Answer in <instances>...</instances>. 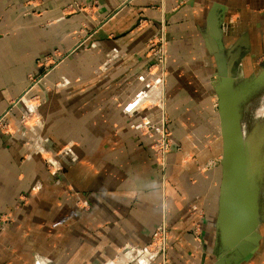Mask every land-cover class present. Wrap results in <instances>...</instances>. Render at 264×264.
<instances>
[{
  "label": "crops",
  "instance_id": "1",
  "mask_svg": "<svg viewBox=\"0 0 264 264\" xmlns=\"http://www.w3.org/2000/svg\"><path fill=\"white\" fill-rule=\"evenodd\" d=\"M212 9L226 54L264 60V0H0V117L10 110L15 131L0 134V216L11 218L0 221V264H101L144 247L163 222L171 264H224L206 242L221 182L204 40ZM160 34L174 144L165 173L140 132L155 125L142 99L158 76L148 46ZM27 113L37 125H20Z\"/></svg>",
  "mask_w": 264,
  "mask_h": 264
},
{
  "label": "water",
  "instance_id": "2",
  "mask_svg": "<svg viewBox=\"0 0 264 264\" xmlns=\"http://www.w3.org/2000/svg\"><path fill=\"white\" fill-rule=\"evenodd\" d=\"M204 40L206 49L214 60L213 88L217 98L216 107L221 139V182L218 208L215 218V243L220 260L234 264L248 263L259 248V185L264 171V158L260 155L259 137L244 138L241 130L240 106L256 89L264 87V67L246 83L236 86L234 67L239 51L226 54L222 32L217 24L215 11L207 16ZM254 142L251 147L249 140ZM262 164L253 171V160Z\"/></svg>",
  "mask_w": 264,
  "mask_h": 264
},
{
  "label": "rangeland",
  "instance_id": "3",
  "mask_svg": "<svg viewBox=\"0 0 264 264\" xmlns=\"http://www.w3.org/2000/svg\"><path fill=\"white\" fill-rule=\"evenodd\" d=\"M148 49H149L148 53L151 54L152 58L154 59V63L151 66V71H149V73L158 75L159 73H162V69L164 66V69H163L164 81L162 82L163 85L161 86V88L157 89L156 91H151L150 93L144 95V98L142 99V103L147 102L145 105V110H148V111L155 110L156 113H154L153 116H151V118L155 120V125L149 126L145 124L140 128V132H142L144 135L148 137H152L153 143L151 146V150H152L153 160L155 164L161 169V171L165 173L168 154L172 150L174 144H173V140L171 137L172 135H171V131L169 128V119H168V114L166 112V107H165V85L164 84L166 83L168 52H167V41L165 39L164 34H163L162 43L160 42V35H159L153 38V40L149 43ZM214 66L215 64L213 65L212 75H214L215 73ZM242 66L247 69L246 73L242 71ZM262 67H264V60L259 61V62H248L247 60H244L241 62L240 60H238V62L236 63L234 67V71L236 74V86H240L246 83ZM51 70L52 69L43 73L42 76L38 78L30 86L28 91H30L31 89H34L35 87L41 86L44 81L45 76ZM213 80L214 78L212 76L211 86L214 92V89H213L214 81ZM148 81H150V79ZM153 83L151 84V88L152 86L153 87L155 86ZM157 86L156 88H158ZM26 93L24 94L25 97H26ZM28 97L29 99H31L30 101L36 102L37 104H41L44 99L42 96H38V95H33L31 97L29 95ZM158 100H160L159 102L163 106L162 108L160 107L158 108L157 106V104H159ZM216 102H217V99H216ZM216 111H217V107L214 104L213 113L216 114ZM7 114H10V110L6 112L4 116L0 117V134L5 135V136H12L15 134V131L13 127L10 125V123L8 122V118L6 116ZM240 114H241V130H242L243 137L245 139L252 135L259 137V139H261L260 140V155L262 156V158H264V87L256 89L254 92H252L248 96V99L244 103H242L240 106ZM161 119L163 121L162 127L161 125L158 124ZM214 119L215 117L212 120L211 137L215 140V139H218V136H217L218 131H216L217 125H215L216 123ZM19 123L22 127H26V128L35 126L38 124L37 116L35 113H30V114L27 113L19 119ZM162 133L164 134L163 138L166 139V144L168 145V149L166 151L165 156L164 154L161 153V148L159 147L160 143L162 142V137H161ZM219 135H220V130H219ZM250 141H252V139L249 140V142ZM250 145L252 147L254 146V143H250ZM261 164H262V161L256 155L254 159L253 171L256 172ZM256 183L257 185H259V189H260L259 190V201H258L259 213H260L259 221L261 225L259 227V234H260L261 233L260 230L261 229L264 230V171H262L260 175V179L259 181L257 180ZM215 218H214V222H211V225H210L211 228L209 229L210 231H212L211 236L209 238L210 240L206 239V242L208 243L211 242L212 245H214L215 243V236H216L215 235V232H216ZM0 221L7 223L11 221V218L9 215H1ZM157 228H165V230L168 233V243H169L168 226L163 222L159 224L155 228V230ZM202 228H203V222H202V219H199L194 224L193 233H194L195 239L200 244L202 240L201 239ZM259 245H260L259 246L260 250L255 253L253 258L248 263H241V264H252V263L254 264V262L258 259L257 256L261 254L260 251L262 250V247H264V245H261V240H260ZM145 250L152 252V255L146 256L144 254ZM170 250H171V247H170ZM170 250L168 253L167 264H171L170 259H169ZM214 250H215V253H217V249L215 248V246H214ZM155 253H156V249H153L151 238H150L148 244H146L144 247L136 248V247L126 246V248H124L119 253H117L114 256V258L107 260L101 264H163L161 259H159L158 255L157 256L154 255ZM38 257L39 258H36V262H37L36 264H58L57 259L56 260L54 258L50 259L44 256H38ZM216 259H217L216 261H218V258ZM221 262H223L224 264H234L231 260H228L226 262L225 261H221ZM216 263L220 264L219 262H216Z\"/></svg>",
  "mask_w": 264,
  "mask_h": 264
},
{
  "label": "built area",
  "instance_id": "4",
  "mask_svg": "<svg viewBox=\"0 0 264 264\" xmlns=\"http://www.w3.org/2000/svg\"><path fill=\"white\" fill-rule=\"evenodd\" d=\"M162 41H163V34H160V42L162 43ZM163 69H164V66H163ZM163 69H162V73H159L158 76H157V79H155V81H156V82H154L155 86L154 87L152 86L151 91H156L157 89L161 88V86L163 85V83H162L164 81ZM158 84H160V85H158ZM156 86L158 88H156ZM159 101L160 100H158V102ZM157 106H158V108L159 107L160 108L163 107L160 102H159V104H157ZM162 122L163 121L161 119L160 122L158 123L159 125H161V127H162ZM161 137H162V142L160 143L159 147L161 148V153L164 154V156H165L166 151L168 149V145L166 144V139L163 138L164 137L163 133H162ZM151 242H152L153 249H156V253L154 255H156V256L158 255V257H159V259H161L162 263L163 264H167V258H168V253H169V250H170V246H169V243H168V233L165 230V228H157L153 232V234L151 236ZM147 251L148 250L144 251V254L146 256L152 255V252H150V251L147 252Z\"/></svg>",
  "mask_w": 264,
  "mask_h": 264
},
{
  "label": "bare ground",
  "instance_id": "5",
  "mask_svg": "<svg viewBox=\"0 0 264 264\" xmlns=\"http://www.w3.org/2000/svg\"><path fill=\"white\" fill-rule=\"evenodd\" d=\"M214 89V88H213ZM250 143H254V142H252V141H250ZM252 147H254V146H252ZM254 159H255V157H254ZM253 167H254V160H253ZM260 226V225H259ZM259 249V248H258ZM258 251V250H257Z\"/></svg>",
  "mask_w": 264,
  "mask_h": 264
}]
</instances>
